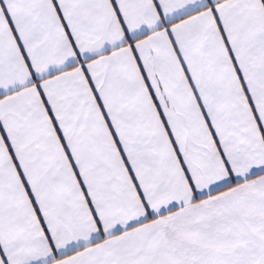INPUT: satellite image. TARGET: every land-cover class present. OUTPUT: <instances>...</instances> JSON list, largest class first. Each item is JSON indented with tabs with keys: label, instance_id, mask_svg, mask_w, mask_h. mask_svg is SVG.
I'll use <instances>...</instances> for the list:
<instances>
[{
	"label": "snow or ice",
	"instance_id": "obj_1",
	"mask_svg": "<svg viewBox=\"0 0 264 264\" xmlns=\"http://www.w3.org/2000/svg\"><path fill=\"white\" fill-rule=\"evenodd\" d=\"M0 264H264V0H0Z\"/></svg>",
	"mask_w": 264,
	"mask_h": 264
}]
</instances>
